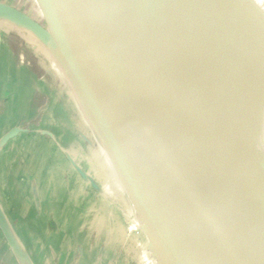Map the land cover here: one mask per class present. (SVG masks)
Masks as SVG:
<instances>
[{"label":"water","instance_id":"95a60500","mask_svg":"<svg viewBox=\"0 0 264 264\" xmlns=\"http://www.w3.org/2000/svg\"><path fill=\"white\" fill-rule=\"evenodd\" d=\"M36 2L44 24L4 3L0 19L33 34L69 76L159 264H264V22L255 8ZM0 228L16 247L1 207Z\"/></svg>","mask_w":264,"mask_h":264},{"label":"crops","instance_id":"0c3cea01","mask_svg":"<svg viewBox=\"0 0 264 264\" xmlns=\"http://www.w3.org/2000/svg\"><path fill=\"white\" fill-rule=\"evenodd\" d=\"M0 3L44 24L36 0ZM47 57L55 61L33 34L0 19V207L16 242L11 246L0 228V264H123L117 259L126 232L139 233L142 241V253L133 252V263L142 256L159 264L63 68V98L54 91L57 99L41 101L37 64L44 70ZM50 102L54 107L49 111ZM13 130L20 132L7 140Z\"/></svg>","mask_w":264,"mask_h":264},{"label":"rangeland","instance_id":"374dc122","mask_svg":"<svg viewBox=\"0 0 264 264\" xmlns=\"http://www.w3.org/2000/svg\"><path fill=\"white\" fill-rule=\"evenodd\" d=\"M248 3L255 8V10L260 13L261 15L264 16V0H247ZM26 8L24 11H28V6H25ZM38 65V72H39V77H40V82L41 83V91L39 92V97L41 99V101L44 103H47V100L49 98H52V96L54 95V91L55 92H62V94H60L61 99L63 98V93H64V87L65 84H63L64 82V76L61 75L62 73L60 68L62 69V66L55 60L54 62H52L48 57H47V62H46V66L45 64H43L44 66V70L42 69V65L37 64ZM44 72H43V71ZM63 70V69H62ZM46 71V72H45ZM45 73V74H44ZM46 73L48 75H46ZM45 75V76H44ZM42 76H44V78H41ZM59 81V82H58ZM62 81V82H61ZM60 83L62 84V87H60ZM54 97V96H53ZM53 99H57V96L55 95V97ZM52 100V99H51ZM56 103V102H55ZM51 107H54V104L52 102H50L49 104V111L51 110ZM52 121V120H51ZM56 121V120H55ZM53 121V122H55ZM128 220L124 221V225L126 226V228H128ZM128 229H126L127 231ZM128 232H126V236L124 238V240L122 239V245H121V252L120 255L117 259V261H120V263L123 264H144L143 258H136L137 260H135V263H133V252H140L142 253V241L140 238V234H133L132 236L129 235ZM143 255V254H141ZM152 259V258H151Z\"/></svg>","mask_w":264,"mask_h":264},{"label":"bare ground","instance_id":"6f19581e","mask_svg":"<svg viewBox=\"0 0 264 264\" xmlns=\"http://www.w3.org/2000/svg\"><path fill=\"white\" fill-rule=\"evenodd\" d=\"M255 15L260 21L264 22V16L263 15H261L259 13L255 14ZM202 17H203V19L207 25H210V26L213 25L214 19H213V15H212L210 10H205V8H204L203 12H202ZM259 62H260V69H259L258 73L256 74V77L264 85V59L260 60Z\"/></svg>","mask_w":264,"mask_h":264},{"label":"built area","instance_id":"2783aa9c","mask_svg":"<svg viewBox=\"0 0 264 264\" xmlns=\"http://www.w3.org/2000/svg\"><path fill=\"white\" fill-rule=\"evenodd\" d=\"M144 264H151V263L148 260H145Z\"/></svg>","mask_w":264,"mask_h":264}]
</instances>
